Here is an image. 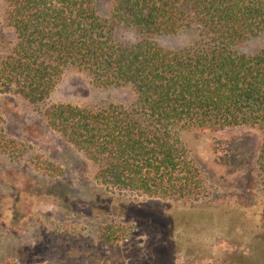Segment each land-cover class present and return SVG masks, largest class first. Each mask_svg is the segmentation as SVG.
<instances>
[{"label": "trees", "instance_id": "1", "mask_svg": "<svg viewBox=\"0 0 264 264\" xmlns=\"http://www.w3.org/2000/svg\"><path fill=\"white\" fill-rule=\"evenodd\" d=\"M0 4L13 31L11 41H0V94L43 104L72 68L97 88L132 91L129 104H54L45 119L95 167L96 191L142 198L141 217L170 230L152 254L169 256L175 248L192 264H264V229L246 230L230 202L209 201L204 172L183 140L188 132L257 129L264 175V47L240 50L264 34V0H112L109 19L97 0ZM114 25L136 30L141 40L116 41ZM182 33L191 39L178 49L155 40ZM49 165L58 180L63 169ZM133 233L127 223H105L96 243L116 250Z\"/></svg>", "mask_w": 264, "mask_h": 264}, {"label": "rangeland", "instance_id": "2", "mask_svg": "<svg viewBox=\"0 0 264 264\" xmlns=\"http://www.w3.org/2000/svg\"><path fill=\"white\" fill-rule=\"evenodd\" d=\"M97 8L109 19L112 0H97ZM112 36L124 45L141 40L136 30L121 25H114ZM12 39L0 4V41ZM190 39L188 33L155 38L170 49L181 48ZM262 47L264 34L240 50L253 53ZM133 98L130 89L95 87L75 68L66 71L43 104H32L16 94H0V264H192L178 255L179 249L165 257L152 254L150 247L169 240L170 230L165 232L161 225H151L141 217L137 206L142 198L136 201L128 194V198L109 195V199L96 191L91 184L95 167L52 131L45 119L46 109L54 104L101 107L129 104ZM183 140L204 172L209 201L214 205L230 202L228 210L243 217L246 230L263 232L264 175L257 165L260 131L188 132ZM50 163L63 169L58 180L45 169ZM156 209L167 213L162 206ZM114 222L131 225L136 237L116 250H102L96 243L99 228Z\"/></svg>", "mask_w": 264, "mask_h": 264}]
</instances>
